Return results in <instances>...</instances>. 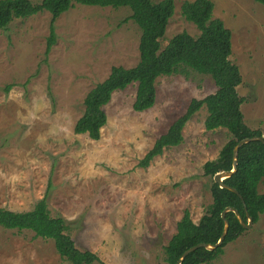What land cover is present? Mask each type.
Instances as JSON below:
<instances>
[{
    "label": "rangeland",
    "instance_id": "obj_1",
    "mask_svg": "<svg viewBox=\"0 0 264 264\" xmlns=\"http://www.w3.org/2000/svg\"><path fill=\"white\" fill-rule=\"evenodd\" d=\"M184 1L175 0L163 47L182 31L200 33L183 16ZM212 1L214 17L232 32L230 58L244 78L238 90L257 95L242 105L245 119L259 126L264 115L253 113V103L262 95L264 111V5ZM131 13L129 7L75 4L57 19V42L48 54L49 11L15 19L0 31V209L29 211L46 198L50 214L65 218L76 246L99 257L92 264L163 263L185 211L199 222L212 208L214 178L204 164L231 138L226 128H206L203 105L186 123L181 144L140 165L192 99L216 91L211 75L195 71L159 77L156 102L145 111L133 108L137 83L116 91L105 107L108 122L100 139L75 132L87 93L112 66L131 67L140 59L141 29L126 20ZM0 264L71 262L53 239L0 225ZM204 264H264V212Z\"/></svg>",
    "mask_w": 264,
    "mask_h": 264
},
{
    "label": "trees",
    "instance_id": "obj_2",
    "mask_svg": "<svg viewBox=\"0 0 264 264\" xmlns=\"http://www.w3.org/2000/svg\"><path fill=\"white\" fill-rule=\"evenodd\" d=\"M264 5V0H255ZM75 4L101 7H129L132 19L141 29L139 43L140 59L131 67L114 65L108 78L97 83L84 99L85 109L76 121L77 134H88L100 139L102 128L108 122L105 109L116 91L124 90L137 83L133 108L145 111L156 102V81L159 77L190 71L211 75L217 89L203 99H192L186 112L158 137L153 147L145 154L140 165L147 167L166 148L183 142V129L188 120L203 105L208 108L205 121L208 130L226 128L231 138L224 144L216 159L204 164V172L212 177L219 171L230 170L236 144L243 138L264 136V119L253 127L246 119L242 105L254 101L257 95H241L238 86L244 83L242 70L231 60L233 53L232 32L221 18L214 17L215 4L212 0H186L181 5L183 16L199 29L198 36L188 31L174 35L164 47L162 39L175 13V0H0V31L9 29L18 18H27L43 11L51 13L50 34L46 54L57 42L56 21ZM238 170L225 183L235 187L241 197L230 189L221 187L215 181L212 185L213 203L211 209L199 222H195L187 209L177 223V232L166 246V259L161 264H176L182 253L199 242L216 243L224 228L222 212L228 206H235L247 222L249 214L253 221L259 220L264 212V193L259 192V184L264 180V142L260 140L243 144L239 149ZM246 205L247 211L245 209ZM230 227L223 244L214 250L205 247L191 252L182 264H204L215 260L224 252V247L235 241L245 230L233 211L227 213ZM0 225L8 229H29L36 236L51 238L60 255L71 264H92L99 257L90 250H80L74 239L67 233V223L63 216L50 214L46 198L40 200L34 209L14 211L0 209ZM106 264V263H102Z\"/></svg>",
    "mask_w": 264,
    "mask_h": 264
},
{
    "label": "water",
    "instance_id": "obj_3",
    "mask_svg": "<svg viewBox=\"0 0 264 264\" xmlns=\"http://www.w3.org/2000/svg\"><path fill=\"white\" fill-rule=\"evenodd\" d=\"M255 140H260L262 142H264V136H252V137H246V138H243L241 139L237 144L236 146L234 147V152H233V163H232V168L230 170H223V171H219L217 172L213 178H214V181L216 183H218L221 187L223 188H227V189H230L231 191L237 193L241 199L244 201V198L243 196L241 195V193L238 191L237 188L227 184L224 182L225 179H227L228 177H231L235 172H237L238 170V160H239V149L240 147L245 144V143H248V142H251V141H255ZM247 205L245 207L246 211H247ZM229 211H233L236 213L238 219L240 220L241 224L243 225L244 228H250L253 224V217L249 214V212L247 211V215H248V221L246 222L242 215L240 214L239 210L237 209V207L235 206H228L226 209L223 210L222 212V218L224 220V228H223V232L219 238V240L216 242V243H209V242H199L193 246H191L190 248L186 249L182 255L180 256V258L178 259V261L176 262V264H182L183 261L185 260V258L187 257V255H189L191 252L197 250L198 248H201V247H205L206 249L208 250H214V249H217L218 247H220L224 240H225V237L227 235V232L229 230V227H230V221L229 219L227 218V213Z\"/></svg>",
    "mask_w": 264,
    "mask_h": 264
},
{
    "label": "crops",
    "instance_id": "obj_4",
    "mask_svg": "<svg viewBox=\"0 0 264 264\" xmlns=\"http://www.w3.org/2000/svg\"><path fill=\"white\" fill-rule=\"evenodd\" d=\"M257 100H258V101H257V102H254L253 104H254V105H258V108H257L258 110H257V111L254 110L253 113H255V114L257 113V115L263 113V115H264V111H263V112H262V111H259V109H260V107H261V106L259 105V103H261V101L263 100L262 95H261V98L259 97Z\"/></svg>",
    "mask_w": 264,
    "mask_h": 264
}]
</instances>
